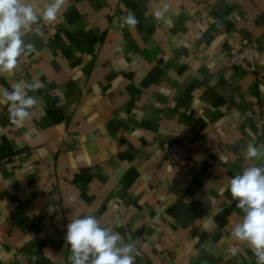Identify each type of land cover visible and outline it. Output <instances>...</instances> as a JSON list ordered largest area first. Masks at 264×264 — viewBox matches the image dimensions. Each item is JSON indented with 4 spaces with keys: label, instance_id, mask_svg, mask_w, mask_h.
<instances>
[{
    "label": "crops",
    "instance_id": "0c3cea01",
    "mask_svg": "<svg viewBox=\"0 0 264 264\" xmlns=\"http://www.w3.org/2000/svg\"><path fill=\"white\" fill-rule=\"evenodd\" d=\"M24 39L34 65L0 88L43 87L22 124L0 101V264H69L66 225L88 214L135 244V264H256L231 235L243 213L228 185L264 166L241 152H264V0H67L46 38ZM250 42L245 72L229 57ZM174 129L189 163L163 153Z\"/></svg>",
    "mask_w": 264,
    "mask_h": 264
},
{
    "label": "clouds",
    "instance_id": "9594fccd",
    "mask_svg": "<svg viewBox=\"0 0 264 264\" xmlns=\"http://www.w3.org/2000/svg\"><path fill=\"white\" fill-rule=\"evenodd\" d=\"M67 0H48L38 13L28 0H0V73L14 72L20 58L27 57L33 51V45L24 39L33 25L40 21L54 23ZM168 10L154 11L160 19ZM126 25L135 26L138 21L129 12L123 18ZM43 87L35 82L17 81L11 84V90L0 88V101L9 104V118L14 124H22L32 117V110L38 103L37 97L30 95ZM245 159H257L264 152L256 146L248 145L241 150ZM228 190L237 208L243 213L242 219L232 228L231 235L237 241L244 242L256 257V264H264V166H248L237 172L229 181ZM71 201L75 197L68 198ZM54 209L49 208V212ZM70 247L69 264H135L139 255L135 244L125 241L123 236L110 226H104L92 214L69 218L64 236ZM238 248L229 252L236 255ZM37 257H33V260Z\"/></svg>",
    "mask_w": 264,
    "mask_h": 264
},
{
    "label": "built area",
    "instance_id": "2783aa9c",
    "mask_svg": "<svg viewBox=\"0 0 264 264\" xmlns=\"http://www.w3.org/2000/svg\"><path fill=\"white\" fill-rule=\"evenodd\" d=\"M33 32L35 35L44 39L47 35V24L40 21L37 25H33ZM256 46L255 43H248L241 49L232 53L229 57L230 64L238 69H242L245 72H249L256 65ZM34 65V61L28 56L20 58L17 69L14 73L18 76H24ZM190 137L188 132L182 129L172 130L166 138L162 141V149L165 156L175 163L176 165H182L189 163L191 160L190 155ZM0 164L2 160L0 158Z\"/></svg>",
    "mask_w": 264,
    "mask_h": 264
}]
</instances>
